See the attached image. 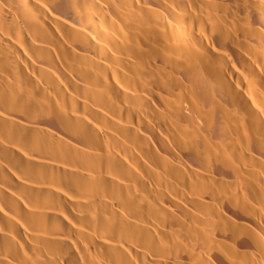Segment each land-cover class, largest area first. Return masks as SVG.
Listing matches in <instances>:
<instances>
[{
	"label": "bare ground",
	"instance_id": "1",
	"mask_svg": "<svg viewBox=\"0 0 264 264\" xmlns=\"http://www.w3.org/2000/svg\"><path fill=\"white\" fill-rule=\"evenodd\" d=\"M0 264H264V0H0Z\"/></svg>",
	"mask_w": 264,
	"mask_h": 264
}]
</instances>
